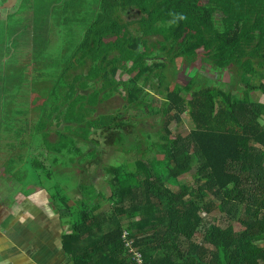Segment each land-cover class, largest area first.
Returning a JSON list of instances; mask_svg holds the SVG:
<instances>
[{"label":"trees","instance_id":"1","mask_svg":"<svg viewBox=\"0 0 264 264\" xmlns=\"http://www.w3.org/2000/svg\"><path fill=\"white\" fill-rule=\"evenodd\" d=\"M66 6L62 18L54 9L53 20H81L67 12H76L74 4ZM127 9L138 19L119 22L117 13ZM88 11L67 65L50 64L56 80L32 126L29 97L18 84L7 89L0 18V168L14 190L7 194L29 183L47 192L66 226L60 235L66 264H264V85L248 84L240 98L222 93L218 100L213 80L188 77L179 85L168 69L181 71V79L194 64L230 74L235 69L243 83L255 71L257 54L264 64V0H98ZM72 68L79 71L70 76ZM140 71L147 73L146 85L156 76L163 95L157 102L132 77L123 78ZM255 91L261 102L251 99ZM114 93L122 108L96 114ZM185 113L192 154L171 132ZM154 117L161 120L156 141L143 137L118 165L101 167L107 193L103 184L90 193L78 190L75 170L84 164L97 169L92 161L100 151H87L97 143L91 134L119 145L133 126L125 120ZM183 173L194 174L192 185L176 193L170 186ZM66 182L75 183L72 190L61 187Z\"/></svg>","mask_w":264,"mask_h":264},{"label":"rangeland","instance_id":"2","mask_svg":"<svg viewBox=\"0 0 264 264\" xmlns=\"http://www.w3.org/2000/svg\"><path fill=\"white\" fill-rule=\"evenodd\" d=\"M86 1V3H85ZM84 2H79L74 1L73 4L75 5L76 12L68 11L69 15L72 17H76L77 15H80L79 18L81 20H77L75 18L74 23H62V19H56L53 20V15L50 20V26H49V33H48V38L46 40V51L44 55H46L45 58H47L46 63L42 64L44 58H35L31 57L30 61H32V65L35 63L34 68V73H31L30 77L28 78L29 81L24 82V87L26 89L33 91L37 93V97H29V101H32L33 103L28 105V108L30 109L28 113V122L31 124H35L36 121L39 119L40 113H41V108L42 105L45 101V98L50 93V89L48 90L49 87H51V83L55 82L56 77L53 81L49 82H41L38 80L41 77H46L48 79H53L55 74L53 71H56L54 67L50 65L48 67L47 63L48 61L53 62H66L68 58H70V55L73 53V49H75L79 43V40L82 37L83 34V27H84V22L85 20L89 19L91 16L90 11H88V8L92 10L91 8H94V4H97L96 0H85ZM91 5V8L89 7ZM80 6V8H79ZM16 8H13L11 11H15ZM6 10H1L0 15H4ZM67 16V14H66ZM68 17V16H67ZM139 17L138 13L133 11V10H124V11H119L117 13V19L119 22H131L134 20H137ZM27 54L23 53L20 55L15 54L12 59L7 60L6 62H3V74L5 77H11V76H18L19 78H23L22 75L28 74L27 72H24L22 75L19 74L23 70V65L21 62V59L17 61L16 58H24L26 57ZM261 53L256 55V60L254 62V67L255 71L252 74L249 75H244L243 76V83L241 80L238 79V72L235 71V69H232L231 74L227 71H216L212 68H209L207 65H197L194 64L192 66L187 67L186 69V77L184 79H181L179 74L181 75V71L178 69H172L171 67L168 68L170 70V75H174L175 73V81L179 85H184L183 82H186V78H193V80L196 81V83H201L202 81L206 79H211L215 82L216 86L219 88L220 92L216 91V99L220 100L222 98V93L227 94L228 97L236 99L240 98L242 96L241 92L245 90L246 85L250 84L253 86H259L261 84L264 85V64L261 61ZM27 58V57H26ZM4 61V57H3ZM29 65V64H28ZM79 70L78 68H72L69 71V75L72 76L75 73H77ZM10 74V75H9ZM19 74V75H18ZM177 75V76H176ZM58 77V75H57ZM133 78L134 81L136 82V86L144 89V93L146 97L151 98L152 100H158L163 97L161 94L160 90L157 89V78L155 75L150 76L149 82H147L146 85V77L147 73L144 71L140 72H135L131 76L123 75L124 79L127 78ZM171 77V76H170ZM174 79V78H173ZM166 80V79H165ZM8 81V80H7ZM14 81H11V84H13ZM30 91L29 94H30ZM36 95V94H34ZM260 95L259 91H255L254 93L251 94V99L253 101V97H257ZM8 96L7 91H5V97ZM42 97V98H41ZM156 100V102H157ZM35 101V102H34ZM133 99L130 96H127V99L125 103H131ZM37 102V103H36ZM144 103H146L145 100H143ZM256 102V101H255ZM263 103V100H262ZM124 105V101L122 100L121 97H119L118 93L111 94L108 99L104 100L102 103H100L96 109L97 113L96 114H104V113H112L115 112L119 109L122 108ZM156 105V104H155ZM6 109V104L3 107V111ZM132 109L127 110V115H131ZM125 123L128 124L130 123L132 128H128L126 131L127 133H130L129 135H123V139L121 144L119 145H107L104 142L103 137L96 132L95 134H91V138L96 141L97 143L94 145H91L90 148L87 151H93L95 150L98 152L100 151V154L92 161V163L97 167V169H94V166L91 167L87 164L83 165V168L80 170H75V176L79 180V187L78 190H83L86 189L89 193L91 191L90 187L98 186L100 184H103L102 190L107 193V188L104 184V176L101 171V167L105 166H112V165H118L123 157L122 154L132 148H136V145H140L142 143L143 137H148L152 141H156L157 133L160 132L161 130V120L158 117H154L152 120L150 119H139L136 121H131L129 119L125 120ZM192 125L190 122V118L188 114H183L181 116V121L178 125H173L171 126V132L173 133L174 136L176 135H181L182 136V141L181 144L183 146L188 148V151L190 154L195 152V147L193 144L190 143L188 139V133L191 130ZM52 138V137H51ZM53 140V138H52ZM51 140V141H52ZM146 148L145 145H143V148L140 150H144ZM94 170H93V169ZM5 170L0 168V192L2 194H7L8 189L11 188L10 186L5 184L6 180V172ZM194 174L193 173H188V174H181V176L178 178V183L177 186H170V189H173L176 193L179 192V190L182 189V187H186L189 185H192V182L190 179H193ZM59 177V176H57ZM5 179V180H3ZM58 180V179H57ZM7 181V180H6ZM61 182V181H60ZM71 182H66V184L63 183L61 186L62 188L66 190H72L75 185V183ZM6 191L4 192V190ZM13 190V189H12ZM183 190V189H182ZM14 192V190H13ZM182 193H184L182 191ZM102 204V203H101ZM0 205H7L6 209L12 210L16 205L19 208H23V212L25 214H29L31 218H38V212L35 210L33 211L30 209L31 207L36 206L38 210L42 209L45 210V205H49V197L46 191L42 190L38 184H33L29 183L25 187L21 188L19 193L13 194L9 193L5 197L2 196L0 198ZM104 206V203L102 204ZM8 210V211H9ZM13 213V212H10ZM210 219V218H208ZM212 220H209V222H205L201 229L197 232V236H201L202 231L204 228L208 229V227L211 225ZM62 227H66L64 223H61ZM57 231H59L57 229ZM0 233H2L1 230V225H0ZM58 233V232H57Z\"/></svg>","mask_w":264,"mask_h":264},{"label":"crops","instance_id":"3","mask_svg":"<svg viewBox=\"0 0 264 264\" xmlns=\"http://www.w3.org/2000/svg\"><path fill=\"white\" fill-rule=\"evenodd\" d=\"M74 1L77 0H16L13 7L16 8L17 6L15 11H11L13 9L11 7V9H6L4 15H0L6 26L3 62L15 58V54L26 53L27 58H16L17 61L21 59V62H23V70L19 74L22 75L29 69L27 75H22L23 78H19L17 75L5 77L9 83L7 89L11 90V81H14L13 84L20 85V93H23L24 97L28 98L30 95L31 97H37V93L30 90V94L29 92L27 93L28 96L24 95L27 90L23 92V89H21L24 87V82L29 81L28 78L35 70L33 66L35 63L32 65L30 59H32V56L38 59L44 58L42 64L46 63V55H43L46 51V40L52 15L59 9V16L62 18L64 8L67 7L66 3L70 2L73 4ZM95 6L96 4H94V8ZM55 8L57 9L54 10ZM51 63V60L48 61V67H50ZM41 76L38 79L41 82L53 81V79ZM17 93H19V90L16 91ZM253 98L256 102H261L260 95ZM29 103L33 102L29 101ZM28 111H30L29 108ZM6 206L0 205V225L2 230V233H0V264L67 263V259L60 250V235L64 229L61 225L62 220L59 219L50 205H45V210H38L34 205L30 208L38 212V218H36V215L35 218H31L29 214L27 215L23 212V208L17 207L18 205L11 211L9 209L8 211Z\"/></svg>","mask_w":264,"mask_h":264},{"label":"flooded vegetation","instance_id":"4","mask_svg":"<svg viewBox=\"0 0 264 264\" xmlns=\"http://www.w3.org/2000/svg\"><path fill=\"white\" fill-rule=\"evenodd\" d=\"M15 1H16V0H14V2H13V6H12V8L14 7V3H15ZM8 4H9V3H8V0H0V11H1V10H6L5 8L2 9V7L5 6V5H8ZM9 9H11V8H9Z\"/></svg>","mask_w":264,"mask_h":264},{"label":"water","instance_id":"5","mask_svg":"<svg viewBox=\"0 0 264 264\" xmlns=\"http://www.w3.org/2000/svg\"><path fill=\"white\" fill-rule=\"evenodd\" d=\"M13 2H14V0H8V3H9V4L3 6L2 9H3V8H5V9H9V8H11V7L13 6Z\"/></svg>","mask_w":264,"mask_h":264},{"label":"built area","instance_id":"6","mask_svg":"<svg viewBox=\"0 0 264 264\" xmlns=\"http://www.w3.org/2000/svg\"><path fill=\"white\" fill-rule=\"evenodd\" d=\"M136 259H139V255L137 253H134V251H131Z\"/></svg>","mask_w":264,"mask_h":264}]
</instances>
